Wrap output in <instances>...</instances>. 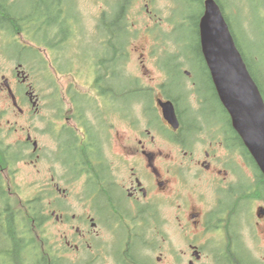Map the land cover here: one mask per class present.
Instances as JSON below:
<instances>
[{
    "label": "flooded vegetation",
    "instance_id": "af4514ba",
    "mask_svg": "<svg viewBox=\"0 0 264 264\" xmlns=\"http://www.w3.org/2000/svg\"><path fill=\"white\" fill-rule=\"evenodd\" d=\"M53 1L59 3L48 19L65 23L78 16L68 1ZM112 1H97L96 13L101 21L110 15L114 29L77 34L73 48L99 45L114 54L122 45L130 60L137 39L119 37V14L108 9ZM154 47L152 38L148 47L134 45L139 66L118 81L126 92L122 99L133 101L146 91L155 103L170 100L165 74L153 77L147 66L158 61ZM4 77L0 264H220L229 259L230 244L245 242L246 189L264 179L239 140L230 141L224 110L222 123L229 128L210 127L209 118L187 126L185 111L176 106L175 130L157 104L153 119L145 112L136 120L133 111L108 118L86 111L72 85L50 80L49 91L36 90L21 66ZM252 204L259 209L264 200ZM261 221L258 212L263 232ZM208 244L214 254L205 259Z\"/></svg>",
    "mask_w": 264,
    "mask_h": 264
},
{
    "label": "water",
    "instance_id": "95a60500",
    "mask_svg": "<svg viewBox=\"0 0 264 264\" xmlns=\"http://www.w3.org/2000/svg\"><path fill=\"white\" fill-rule=\"evenodd\" d=\"M200 34L202 52L220 100L230 115L234 130L264 175V99L212 0L206 3ZM160 106L165 119L177 128L172 103H160Z\"/></svg>",
    "mask_w": 264,
    "mask_h": 264
},
{
    "label": "rangeland",
    "instance_id": "374dc122",
    "mask_svg": "<svg viewBox=\"0 0 264 264\" xmlns=\"http://www.w3.org/2000/svg\"><path fill=\"white\" fill-rule=\"evenodd\" d=\"M82 1L79 4H81L83 7V11L85 13L91 12L93 9L90 8V6H92L93 4V0H79ZM242 0H233V1H229L228 5L231 6H235V4H240ZM157 4H161L162 0H156ZM236 2V3H235ZM139 6V2L135 5L134 7V11L136 12L137 8ZM141 9V7H140ZM180 12L182 13V16L184 17L185 15L188 16V21L187 23H184L182 25V32H180L178 34L179 38H183L186 40H194V38L198 35L197 32V21H198V9L196 7L190 6L188 2L183 1L179 7ZM237 17L235 18L236 21V27H237V32H239L241 34V40H242V47L245 49V52L248 54V56L250 57V60L252 61L253 65L252 66L254 68V70L257 72V74L259 75V77H261L263 79V83H264V24L261 20V14L260 12L258 13L255 8L249 4L248 5V18L250 19H245L241 13H238L236 15ZM263 17V16H262ZM234 18V16H233ZM232 18V19H233ZM239 18H241L242 20H240ZM133 19V18H132ZM92 22L91 21H85L84 25L87 29L90 28ZM164 25H166V27L163 29V32L167 31L169 29V27H167V25H169L168 23L164 22ZM232 27V26H231ZM140 38H142L141 41H138ZM153 39V38H152ZM151 40V37L148 35H143L141 33V36L134 42V45L139 44V42L143 43V46L148 45L149 41ZM168 41L166 40V45H168ZM133 45V46H134ZM195 41H191L190 42V48L189 50L192 51L193 55H196V47H195ZM3 46L4 43L2 41V34L0 32V81H2L1 79V75H9V72H12L14 67H15V62H13V60H11L8 56L4 55V51H3ZM7 50V55L12 54L13 57H17L19 51L17 50L16 47L14 46H9L6 47ZM73 52H75V49L72 50ZM155 51V49L153 50ZM73 54V53H72ZM43 55L45 56L46 60L51 64V58L46 55L43 52ZM29 55H26V58ZM75 56V60H76V67L75 69L72 71H70L69 73H61L57 70H54V78H56V80H58L60 82V84L62 86L65 87H69V86H73L75 89L80 90L81 92H90V87L88 85H86V75L88 72V69L86 68H81L80 65L77 63L79 60L83 59V56H78L77 54H74ZM247 58V56H246ZM53 59V58H52ZM61 59V55H59L58 60L60 61ZM63 59V58H62ZM64 60V59H63ZM197 62L195 64H198L197 67H195L193 69V73L194 76L196 78L197 81L200 82H204L203 80V76L202 73L206 79V85H204L205 87L203 88V91L206 93L207 99L209 101L210 104H217L218 103V99L215 93V90L213 88L212 82L210 80V77L208 74V71L205 67V65L202 63V57L201 54L198 55L196 57ZM247 63L250 66V62L249 59H246ZM136 61H135V56H132L131 60L128 63V72L131 73V71L133 70L134 72L136 71ZM26 66V71H28L31 74V78L34 79V82L36 84V88L39 90H45L47 88V90L49 91V85L47 84V82L45 83V78L42 72L39 71V67L37 65H33V64H25ZM48 65V64H47ZM52 69H53V65H52ZM192 69V67H191ZM189 70V69H186ZM252 71V69H251ZM81 74V76L79 77L76 74ZM253 75L254 72L252 71ZM33 83V80H31ZM187 87L189 88V85L187 84ZM191 91V90H189ZM92 95L94 94L93 92H90ZM188 102L189 104L192 106L193 104L196 103V98L191 94V96H189L188 98ZM127 104L131 105L132 102L128 101ZM190 117H193V115H190ZM209 122L213 123V122H220L224 119L223 114L221 113V111H216L214 114L209 115ZM257 205L258 204H250V206L248 207V220H247V237H246V242L247 245L250 247V249H252L256 259H259L262 264H264V230L263 232L259 231L260 227H257V231H256V237L257 240H252V236H251V232L253 231V226L252 224L254 223V218H255V213L257 210ZM264 227V226H263ZM253 233V232H252ZM254 235V234H253ZM210 249L212 248V246H208ZM206 253L208 254V248L206 249Z\"/></svg>",
    "mask_w": 264,
    "mask_h": 264
},
{
    "label": "trees",
    "instance_id": "16d2710c",
    "mask_svg": "<svg viewBox=\"0 0 264 264\" xmlns=\"http://www.w3.org/2000/svg\"><path fill=\"white\" fill-rule=\"evenodd\" d=\"M52 1L53 0H45V2H41V3H39L40 4V8H41V10H42V15H45V18L49 15V14H51V12H50V9H51V6H52ZM130 2V0H125V3H126V5H127V3H129ZM193 6H195V5H193ZM196 7V6H195ZM14 9V7H7V5H6V2L5 1H3V0H0V16L1 15H4L5 17H6V19H7V21H5V23H7L11 28H13V29H18V28H20L21 26H22V24L25 26V25H36V26H38V29H40L41 27H47V25H49L50 26V29L52 30V31H55L56 33H58V31H56V29L52 26L53 25V23H55V22H58V21H54V20H52V21H48L47 19H45V18H43L42 17V20H43V23H41V22H32V23H25L26 22V20H27V18L28 17H26V16H22V15H19L18 13H16V11H14L13 10ZM222 9L223 10H225L226 11V7L225 6H223L222 7ZM236 12H237V14L238 13H240L239 12V8L237 7V5H236ZM122 14V13H121ZM121 14H119V15H121ZM237 14H235L234 15V18H233V16L232 15H229L228 14V16H227V22L229 23V25L230 26H232V29H233V31H232V34H233V36H234V38H235V40H236V43H237V46H238V48L240 49V51H241V53L243 54V56H244V53H243V50H242V40H241V34L239 33V32H237V27H234V26H236V21H235V18L237 17L236 15ZM233 18V19H232ZM1 19V18H0ZM124 19V18H123ZM123 19L119 22V26L121 25V23H122V21H123ZM240 20H242L241 18H239ZM248 19H250V18H248ZM105 24V23H104ZM2 25V23H0V26ZM8 25H6L7 26V28L8 29H10V27L8 26ZM48 26V27H49ZM110 27H112L111 25H110V23H108L107 25H105V29H109ZM231 29V30H232ZM11 30V29H10ZM177 32H180V31H178L177 30ZM176 32V37H178L177 35H178V33ZM191 41H195V49H196V55L194 56L193 55V53H192V51H190L189 50V48H190V42ZM68 42V39L67 38H64V39H61V40H59V41H56V45L58 46V47H61V46H63V45H65L66 43ZM181 44H182V46L184 47V48H186L187 49V52H188V54H189V58H191V59H189L190 60V66L192 67V66H194V67H197L198 66V64H195L196 62H197V60H196V57L198 56V55H200L201 54V57H202V53H201V46H200V37H199V34L194 38V40H186V39H183V38H181ZM41 45V44H40ZM44 45V44H43ZM66 47V46H65ZM245 57V56H244ZM27 61H31V59L30 58H27L26 59V62ZM98 63V61L97 60H95V64H97ZM103 64H100V73H105V72H107V71H111V69H109L106 65H105V63H104V61L102 62ZM177 61L175 60V59H173V58H169V57H166L165 58V66L167 65L168 66V68H167V72H168V74H169V76H170V78H174V81H178L177 79H181L182 78V71H181V69H178L179 68V66L177 65ZM202 63H204V61H203V57H202ZM98 66V65H97ZM39 67H40V69H41V71H43L44 70V68H46L47 67V63H45L44 65H43V61L41 60V62L39 63ZM251 71V70H250ZM255 72V71H254ZM252 73V72H251ZM46 74H47V76L45 77L46 79H51L52 78V76L48 73V71H46ZM255 74H257V72H255ZM207 75H209V73L207 74ZM202 76H203V80H204V82L202 83V86H203V88L205 87L204 85H206V79H205V77H204V75H203V73H202ZM258 76V75H257ZM256 75H253V77H254V79L257 81V83L259 84V86H260V88H261V90H262V92H264V83H263V80L258 76L257 77ZM209 77H210V75H209ZM259 78V79H258ZM96 85H97V87L99 88V87H104L103 86V84L100 82V76H99V74L97 73V81H96ZM200 89H201V87H200ZM87 103H89V101L87 100ZM212 106H213V111H221L222 110V107L221 106H219V104L217 103V104H212ZM242 145V144H241ZM243 146V145H242ZM246 150V149H245ZM247 152V151H246ZM247 158L249 159V160H251L252 158H251V156H250V154L247 152ZM263 179H264V177H262ZM246 191H247V201H248V203H251L252 201H255V200H264V180H262L261 179V184H258V185H254L253 187H249V186H247V189H246ZM244 250V252H245V256H244V261H240L239 260V264H257V262L256 261H254L253 259H252V254H251V252H250V250L248 249V248H244L243 249Z\"/></svg>",
    "mask_w": 264,
    "mask_h": 264
}]
</instances>
